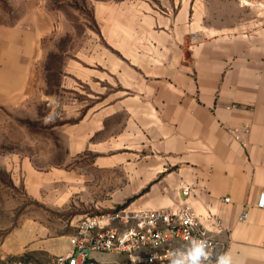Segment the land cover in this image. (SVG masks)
<instances>
[{
	"label": "crops",
	"instance_id": "0c3cea01",
	"mask_svg": "<svg viewBox=\"0 0 264 264\" xmlns=\"http://www.w3.org/2000/svg\"><path fill=\"white\" fill-rule=\"evenodd\" d=\"M4 1L23 6L15 19L0 15V103H9L35 90L47 40L70 24L62 6L78 0ZM87 1L96 29L71 33L70 81L60 85L71 93V168L56 169L55 183L85 192L90 213L176 208L190 186L212 259L264 264V0ZM25 167L45 189L51 177L29 159ZM69 249L62 237L7 241L0 264H55Z\"/></svg>",
	"mask_w": 264,
	"mask_h": 264
},
{
	"label": "rangeland",
	"instance_id": "374dc122",
	"mask_svg": "<svg viewBox=\"0 0 264 264\" xmlns=\"http://www.w3.org/2000/svg\"><path fill=\"white\" fill-rule=\"evenodd\" d=\"M22 8L0 0V15L4 17L10 13L15 19ZM62 8L70 24L62 35L47 40L46 59L38 72L35 90L31 89L22 100L0 103V246L7 241L12 245L19 239L62 237L71 248L79 221L94 214L90 213L94 210L86 211L89 198L85 192H73L76 189L70 180H53L56 169L66 168L69 172L71 168V93L60 86L61 81H70L68 66L75 43L71 33L81 32L86 26L96 29L93 6L87 0ZM28 159L35 169L51 177L45 189L39 190L37 182H28L24 168ZM93 257L98 264L125 260L123 256L104 254ZM105 259L108 260L102 262Z\"/></svg>",
	"mask_w": 264,
	"mask_h": 264
},
{
	"label": "built area",
	"instance_id": "2783aa9c",
	"mask_svg": "<svg viewBox=\"0 0 264 264\" xmlns=\"http://www.w3.org/2000/svg\"><path fill=\"white\" fill-rule=\"evenodd\" d=\"M182 194L184 202L176 208L131 210L122 207L86 215L77 225L71 248L57 256L55 264H97L93 254L125 257L115 264H169L167 253L186 245L191 238L209 241V251L213 254L216 242L188 203L191 187H182ZM258 206L264 207V192ZM248 218L249 211H245L239 221L246 222ZM16 264L33 263L19 261Z\"/></svg>",
	"mask_w": 264,
	"mask_h": 264
},
{
	"label": "clouds",
	"instance_id": "9594fccd",
	"mask_svg": "<svg viewBox=\"0 0 264 264\" xmlns=\"http://www.w3.org/2000/svg\"><path fill=\"white\" fill-rule=\"evenodd\" d=\"M209 241L191 238L186 245L170 250L169 264H233L232 255L223 252L212 259ZM156 257L154 256L153 259Z\"/></svg>",
	"mask_w": 264,
	"mask_h": 264
},
{
	"label": "trees",
	"instance_id": "16d2710c",
	"mask_svg": "<svg viewBox=\"0 0 264 264\" xmlns=\"http://www.w3.org/2000/svg\"><path fill=\"white\" fill-rule=\"evenodd\" d=\"M98 264V263H97Z\"/></svg>",
	"mask_w": 264,
	"mask_h": 264
}]
</instances>
